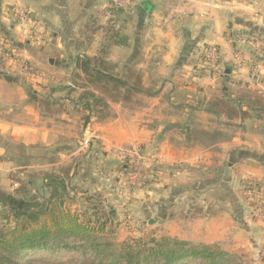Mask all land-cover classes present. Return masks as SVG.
I'll return each instance as SVG.
<instances>
[{"label":"crops","instance_id":"1","mask_svg":"<svg viewBox=\"0 0 264 264\" xmlns=\"http://www.w3.org/2000/svg\"><path fill=\"white\" fill-rule=\"evenodd\" d=\"M15 8L30 11L43 39L30 35L32 23L21 24ZM90 18L96 27L113 20L125 39L113 44L104 29L86 38ZM252 35L257 48L245 41ZM2 43L48 76L33 82L0 66L1 189L49 197V178H65L71 196L85 197V208L110 222L159 226L264 264V218L243 193L250 181L264 197V112L231 118L212 108L217 98L264 89V0H133L119 10L109 0H0ZM210 46L219 51L215 69L205 60ZM104 47L120 72H142L145 92L85 124L80 91L67 87L78 58ZM31 91L49 103L31 102ZM125 145L142 147L154 166L143 187L127 183Z\"/></svg>","mask_w":264,"mask_h":264},{"label":"trees","instance_id":"2","mask_svg":"<svg viewBox=\"0 0 264 264\" xmlns=\"http://www.w3.org/2000/svg\"><path fill=\"white\" fill-rule=\"evenodd\" d=\"M100 29H104L113 44L126 37L116 29L113 20L104 27H96L90 18L85 25V33H90L86 38L90 39ZM105 54L104 47L98 55L79 57L73 72L75 88L67 87L80 91L77 103L85 112V124L93 115L99 121L112 117V103L132 105L137 103L135 97L145 92L141 71L131 66L122 73ZM30 101L44 107L50 100L31 91ZM212 108L231 118L264 112V94L243 90L232 102L217 98ZM73 164L63 169L66 178ZM50 184L49 197L27 191L25 196L18 197L0 188V214L6 222L0 228V264H247L241 255L230 253L219 244L194 243L166 234L120 243L101 237L91 224L95 221L104 230L110 223V215L94 209L72 211L69 205L73 197L66 179L51 176Z\"/></svg>","mask_w":264,"mask_h":264},{"label":"built area","instance_id":"3","mask_svg":"<svg viewBox=\"0 0 264 264\" xmlns=\"http://www.w3.org/2000/svg\"><path fill=\"white\" fill-rule=\"evenodd\" d=\"M133 3V0H109V7L112 9H128ZM14 12L20 19V23H32V32L30 35L38 40L43 39V33L39 30L36 23L31 17L30 11L26 9L15 8ZM245 41L248 45L253 48H257L260 43L259 39L254 36L245 37ZM206 62L214 69L217 66L219 60V51L216 46H210L205 54ZM0 61L9 70H20L22 73L26 74L33 82H38L39 79H43L48 76V73L43 69H40L35 64L31 63L26 59H22L15 50L9 45L2 43L0 44ZM256 76H258L255 73ZM259 77V76H258ZM259 93L264 94V89L259 90ZM92 135L83 137L82 145L88 147L91 143ZM120 154L122 162L126 164V178L127 183L131 187H143L150 174L149 168L147 166L146 155L139 145H126L120 148ZM245 189L243 193L248 199L254 200L255 207L257 208L253 211V215L264 218V201L262 199L259 186L250 182L245 183ZM256 199V200H255ZM258 203H257V202Z\"/></svg>","mask_w":264,"mask_h":264},{"label":"rangeland","instance_id":"4","mask_svg":"<svg viewBox=\"0 0 264 264\" xmlns=\"http://www.w3.org/2000/svg\"><path fill=\"white\" fill-rule=\"evenodd\" d=\"M247 37H249V36H247ZM111 63H113V62H111ZM113 64L116 65V69H118V71H119V69H121V68L117 67V64H115V63H113ZM258 94H260V93L258 92ZM153 167L154 166H150L149 171H150V169H153ZM248 182H250V181H248ZM245 183H243V189H245V186H244ZM250 183H253V182H250ZM253 184H257V183H253ZM71 185H72V183L69 184V187H71ZM11 193L15 194L18 197L23 195L20 192L17 193L16 190L11 192ZM30 194H32V193L30 192ZM72 197H73L72 202L69 205L70 209H72V211H76L78 213H82L83 211H85L87 209V208H85L87 206V204L84 203L87 200L85 197H82V199L77 197V195L76 196L72 195ZM262 199L264 201V197L263 196H262ZM253 201H252V203H253V208L252 209H253V211H255L256 208H257V204H256V207H255V202H253ZM254 208H255V210H254ZM1 210L2 209H0V213H1ZM1 215L2 214H0V228L2 227V225H4L6 223L4 219H1ZM106 218L108 219L109 216L108 217L105 216V219ZM121 224H124V223L121 222V221L117 222V221L114 220L113 222L108 223L107 227L104 230H100L99 229L100 228L99 224L97 222L95 223V221H94L91 224V227H94L95 233L97 235H99L101 237H104V238H108V239H110V240H112V241H114L116 243H120V242L129 240V239H132V238H140V237L147 238V237H152V236L153 237H159V236L163 235V233L160 231V227L159 226L156 227V226L146 225V226L143 227L142 223H140V222H136L134 225L133 224H129L128 225L127 223H125L124 225L121 226ZM135 227L137 229L139 228L141 231L139 233H132L133 228H135ZM127 231H129V232H127ZM237 255L240 256L241 254H237ZM241 256H242L241 260H243L245 263L252 264L248 257H246L245 255H241Z\"/></svg>","mask_w":264,"mask_h":264},{"label":"water","instance_id":"5","mask_svg":"<svg viewBox=\"0 0 264 264\" xmlns=\"http://www.w3.org/2000/svg\"><path fill=\"white\" fill-rule=\"evenodd\" d=\"M5 78L6 79H11V76L6 75ZM151 222H153V221H151Z\"/></svg>","mask_w":264,"mask_h":264}]
</instances>
